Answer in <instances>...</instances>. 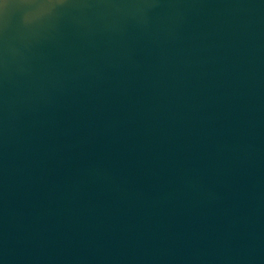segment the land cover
Returning <instances> with one entry per match:
<instances>
[{
    "label": "water",
    "instance_id": "water-1",
    "mask_svg": "<svg viewBox=\"0 0 264 264\" xmlns=\"http://www.w3.org/2000/svg\"><path fill=\"white\" fill-rule=\"evenodd\" d=\"M0 264H264V0H5Z\"/></svg>",
    "mask_w": 264,
    "mask_h": 264
},
{
    "label": "snow or ice",
    "instance_id": "snow-or-ice-1",
    "mask_svg": "<svg viewBox=\"0 0 264 264\" xmlns=\"http://www.w3.org/2000/svg\"><path fill=\"white\" fill-rule=\"evenodd\" d=\"M6 3H5V0H0V9L6 7Z\"/></svg>",
    "mask_w": 264,
    "mask_h": 264
}]
</instances>
